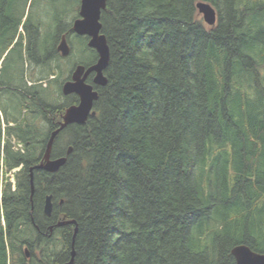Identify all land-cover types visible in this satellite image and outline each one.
Here are the masks:
<instances>
[{"label": "trees", "instance_id": "16d2710c", "mask_svg": "<svg viewBox=\"0 0 264 264\" xmlns=\"http://www.w3.org/2000/svg\"><path fill=\"white\" fill-rule=\"evenodd\" d=\"M29 1L0 0V116L13 124L5 139L0 119V264L66 263L74 227L73 264H235L241 244L264 254V0H107V84L93 86L95 115L55 138L51 158L73 149L65 166L34 171L32 202L28 169L78 102L55 78L38 82L64 34L74 65L97 55L70 31L77 15L65 22L79 0L73 12L31 0L26 16ZM63 216L76 224L55 227Z\"/></svg>", "mask_w": 264, "mask_h": 264}, {"label": "water", "instance_id": "95a60500", "mask_svg": "<svg viewBox=\"0 0 264 264\" xmlns=\"http://www.w3.org/2000/svg\"><path fill=\"white\" fill-rule=\"evenodd\" d=\"M107 0H79L78 18L72 23L71 31L77 36H85L88 38L87 47L92 49L96 55V62L89 67L78 65L73 68L70 78L63 82L61 86V94L64 97L75 95L78 99L77 104L70 105L64 109L61 121L57 127L50 132L45 143L41 160L29 168V187L30 201L34 194V171H43L46 173H56L63 168L67 162V157L72 153V147H69L65 156L51 158L52 147L55 138L69 125H84L90 116L95 115L94 102L98 99V93L93 86L104 87L107 84V77L104 72L109 63V47L105 36L101 33L100 16L101 12L106 9ZM198 13L202 16L204 23L208 26H214L217 23V14L214 8L205 2L199 1L196 4ZM56 51L62 58H66L70 54V48L66 41V36L62 35ZM92 74V81L86 82L87 77ZM53 211L52 196H46L43 204V214L50 217ZM33 223V221H32ZM74 220H66L57 222L56 227H65L75 225ZM53 227H49L51 232ZM77 228L73 229L72 250L70 259L64 264H73L74 260V237ZM25 256L28 257V249H24ZM231 255L235 264H264V254L252 251L246 245H237L231 249Z\"/></svg>", "mask_w": 264, "mask_h": 264}, {"label": "rangeland", "instance_id": "374dc122", "mask_svg": "<svg viewBox=\"0 0 264 264\" xmlns=\"http://www.w3.org/2000/svg\"><path fill=\"white\" fill-rule=\"evenodd\" d=\"M30 2H31V0L29 1V4H28L27 8H25L26 16H27V14H28L29 11H30L31 14H33V12L38 13L37 10H36L37 2H36V5L35 6H34V3H33L32 7H30V5H31ZM58 2L59 1L57 0V3ZM72 4H73V1L72 0H64L63 2H61V5L59 6V9L62 10V11H64V12H73L75 9H74V7H72ZM78 9H79V5H78ZM78 9L76 8V12H75V14H74L73 17H70V18H67L66 17L67 18V21H65V22H67V23L70 24L73 21V19L76 17V15L78 17ZM41 12L40 13L43 16V19L45 21H48L47 17L44 15L47 12V10L46 11L42 10ZM48 14H46V15H48ZM46 27H47V25H43V29H45ZM75 42L78 44L79 47H80V45H82V42L80 40H75ZM74 60H75V57H72V56L70 58L69 57H67V58H61L60 57V60L58 62H51V63H49V65L48 66L46 65V67L49 70H50V68H51V70L53 68V70H52L53 71L52 77L48 78L47 80H44L43 82H38V84L39 83H42V86L43 87H48V81L51 80V79H53V78H55L56 81H58V83L62 84L69 77V75H70V73H71V71L73 69V66H74V64H73ZM57 66H58V68H57ZM25 68L28 71V77H35V78H37V74H39L40 73V70H41L40 68L31 66L29 62H26L25 63ZM26 80H27V78H26ZM28 84L31 85V83H29V81H28ZM57 85L53 84V86H54L53 91L55 90V88L57 87ZM60 97H59V99H61V102H62L63 101V98H60ZM8 110H9L8 111V116L9 117H15V116H17L16 114L18 112L16 110V101H15V99H13V98L10 99ZM0 119H1V129L3 131V137L6 139V136H4V132L6 131L7 126L9 127V126H11L13 124L11 122L10 124L6 125V123L4 121H2L1 116H0ZM39 124H40L41 127L43 126V123H39ZM11 145H12V147L15 150L16 149H22L23 148L22 143H18L17 141H15V139L13 137H11Z\"/></svg>", "mask_w": 264, "mask_h": 264}, {"label": "flooded vegetation", "instance_id": "af4514ba", "mask_svg": "<svg viewBox=\"0 0 264 264\" xmlns=\"http://www.w3.org/2000/svg\"><path fill=\"white\" fill-rule=\"evenodd\" d=\"M78 10H79V9H78ZM77 18H78V17H77ZM77 18H76V19H77ZM76 19H75V20H76ZM73 22H74V21H73ZM73 22H72V23H73ZM9 27H10V26H9ZM71 27H72V25H71ZM20 30H21V29H20ZM70 31H71V30H70ZM71 32H72V31H71ZM72 33H73V32H72ZM73 34H74V33H73ZM64 35H65V34H64ZM74 35H75V34H74ZM65 36H66V35H65ZM75 36H77V35H75ZM77 37L83 38V39L87 40V42H88V38L85 37V36H77ZM66 41H67V39H66ZM87 42H86V44H87ZM67 44H68V46H69V48H70V54H69V56H70L71 53H72V46L70 45V43H69L68 41H67ZM93 64H94V63H93ZM79 65H80V64H79ZM91 65H92V64H91ZM76 66H78V65H74L73 68H75ZM84 67H85V66H84ZM88 67H89V66H88ZM86 68H87V67H86ZM72 70H73V69H72ZM71 72H72V71H71ZM70 75H71V73H70ZM69 78H70V77H69ZM88 80H90V82L92 81V74H90V75L87 77L86 82H87ZM87 83H88V82H87ZM61 116H62V115H61ZM61 116H60V117H61ZM41 158H42V157H41ZM40 160H41V159H40ZM40 160H39V161H40ZM39 161H38V162H39ZM38 162H37V163H38ZM37 163H36V164H37ZM34 165H35V164H34ZM30 167H31V166H30ZM30 167H29V168H30ZM28 174H29V169H28ZM63 218H64V216L61 217V220H57L56 223L54 224V226L56 227L57 222L62 221ZM57 228H60V227H57ZM24 249H25V248H23V250H24ZM24 255H25V253H24ZM25 257H26V256H25ZM28 257H29V256H28ZM28 257H26V258H28Z\"/></svg>", "mask_w": 264, "mask_h": 264}]
</instances>
